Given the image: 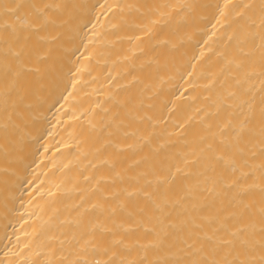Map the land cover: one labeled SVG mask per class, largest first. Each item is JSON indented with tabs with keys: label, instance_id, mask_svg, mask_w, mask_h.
<instances>
[{
	"label": "bare ground",
	"instance_id": "6f19581e",
	"mask_svg": "<svg viewBox=\"0 0 264 264\" xmlns=\"http://www.w3.org/2000/svg\"><path fill=\"white\" fill-rule=\"evenodd\" d=\"M0 264H264V0H0Z\"/></svg>",
	"mask_w": 264,
	"mask_h": 264
}]
</instances>
